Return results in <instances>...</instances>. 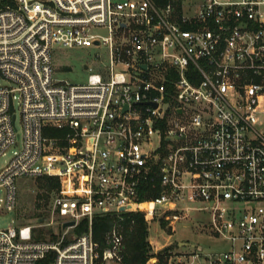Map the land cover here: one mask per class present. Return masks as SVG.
Here are the masks:
<instances>
[{
    "label": "built area",
    "instance_id": "obj_1",
    "mask_svg": "<svg viewBox=\"0 0 264 264\" xmlns=\"http://www.w3.org/2000/svg\"><path fill=\"white\" fill-rule=\"evenodd\" d=\"M53 46L106 55L85 82H61ZM10 147L1 210L16 179L59 188L49 220L0 228V264H128L129 213L154 253L190 243L166 264H264V0H0V156ZM192 211L208 214L195 225L211 244L169 239ZM106 214L100 248L91 224Z\"/></svg>",
    "mask_w": 264,
    "mask_h": 264
},
{
    "label": "rangeland",
    "instance_id": "obj_2",
    "mask_svg": "<svg viewBox=\"0 0 264 264\" xmlns=\"http://www.w3.org/2000/svg\"><path fill=\"white\" fill-rule=\"evenodd\" d=\"M98 54L100 57L106 55L105 48L102 46L97 47H64V46H53L51 51L52 67H53V78L57 81L68 82V83H83L86 81L89 71L84 67L85 63L92 65V56ZM13 112L16 114L15 125L20 131V119H19V108L17 104L13 106ZM42 133L46 136H53L57 132L54 128L44 127ZM14 149L10 147L4 155L0 156V168L6 163L11 154V150ZM16 201L13 211H4L0 209V228H5L12 221L24 222V223H37L40 222L35 216L38 211L45 214L43 217V222L50 219L48 206L51 198L47 200L43 198H37V189L33 178H21L16 179ZM2 197V194H0ZM39 203L41 206L36 207L35 203ZM208 214L206 212L192 211L189 213L188 218L184 221L186 225L185 228L178 227L175 235L169 238L174 241L176 238L187 239L191 241H200L204 245L211 244L207 237H204L202 230L199 226L195 225V222L206 221ZM152 225V224H151ZM154 227H152L151 234L160 240V243L165 242V239L161 236H165V233L157 231L158 235H154ZM45 228L44 230L47 231ZM54 232L57 234L58 230L56 226H53ZM194 230V232L192 231ZM194 233V234H193ZM48 236L45 234L44 239ZM49 239H51L49 237ZM168 239V240H169ZM111 264V263H106ZM147 264H151L150 261Z\"/></svg>",
    "mask_w": 264,
    "mask_h": 264
},
{
    "label": "trees",
    "instance_id": "obj_3",
    "mask_svg": "<svg viewBox=\"0 0 264 264\" xmlns=\"http://www.w3.org/2000/svg\"><path fill=\"white\" fill-rule=\"evenodd\" d=\"M35 187L37 189L36 197L43 198L47 200L52 198L58 191L59 183L55 176L42 175L33 178ZM36 207L41 206L38 202L35 203ZM40 222H43L44 213L37 212L35 216ZM114 218L108 214L97 215L93 218L91 224L92 236L94 241L101 248L104 244V233L112 224ZM45 227L37 228L34 230V239H44V235L49 229L44 230ZM86 229V222L82 221L75 227V232L79 233ZM122 232H123V255L124 260L128 264H147L150 258L151 264H166L167 260V250L173 247H177L176 243H173L163 249L152 252L149 246L147 237L148 229L144 216L141 213H129L125 215L122 222ZM55 239L54 236L50 237ZM48 259L45 258L41 260L40 264H43Z\"/></svg>",
    "mask_w": 264,
    "mask_h": 264
},
{
    "label": "water",
    "instance_id": "obj_4",
    "mask_svg": "<svg viewBox=\"0 0 264 264\" xmlns=\"http://www.w3.org/2000/svg\"><path fill=\"white\" fill-rule=\"evenodd\" d=\"M84 67H85V65H84ZM152 105L154 106L155 103H152ZM73 223H74L73 221H65V222L62 223V228L66 227V226H69V225H72ZM74 236H75V235H73V237H74ZM177 244H178L179 246H185V245H189L190 243H188V242H186V241H178Z\"/></svg>",
    "mask_w": 264,
    "mask_h": 264
}]
</instances>
